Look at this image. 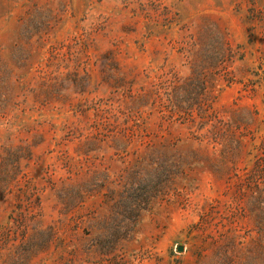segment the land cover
<instances>
[{
  "label": "rangeland",
  "instance_id": "obj_1",
  "mask_svg": "<svg viewBox=\"0 0 264 264\" xmlns=\"http://www.w3.org/2000/svg\"><path fill=\"white\" fill-rule=\"evenodd\" d=\"M0 264H264V0H0Z\"/></svg>",
  "mask_w": 264,
  "mask_h": 264
},
{
  "label": "water",
  "instance_id": "obj_2",
  "mask_svg": "<svg viewBox=\"0 0 264 264\" xmlns=\"http://www.w3.org/2000/svg\"><path fill=\"white\" fill-rule=\"evenodd\" d=\"M183 249V246H181V245H179L178 247H177V250L178 251H181Z\"/></svg>",
  "mask_w": 264,
  "mask_h": 264
}]
</instances>
